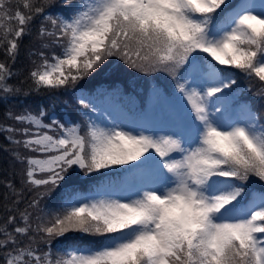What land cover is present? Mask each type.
I'll return each instance as SVG.
<instances>
[{
  "label": "snow or ice",
  "instance_id": "snow-or-ice-1",
  "mask_svg": "<svg viewBox=\"0 0 264 264\" xmlns=\"http://www.w3.org/2000/svg\"><path fill=\"white\" fill-rule=\"evenodd\" d=\"M0 51L3 105L76 90L113 57L171 82L140 105L119 83L81 89L80 123L7 111L22 178L0 193V264H264V190H250L264 185V0H0ZM172 102L174 117L149 118Z\"/></svg>",
  "mask_w": 264,
  "mask_h": 264
},
{
  "label": "trees",
  "instance_id": "trees-1",
  "mask_svg": "<svg viewBox=\"0 0 264 264\" xmlns=\"http://www.w3.org/2000/svg\"><path fill=\"white\" fill-rule=\"evenodd\" d=\"M39 26V21L37 20L34 22V30ZM35 46V40L34 35L33 36H25L23 38V46L21 49V55L19 56L17 62L13 65L14 70H23L24 75H27V70L31 67L30 62L27 57V51L30 47ZM3 52L0 51V60H3ZM114 60V59H113ZM112 59L108 61V63L105 65V67L95 74L94 77L89 78L86 81H81L78 85L76 90H72L69 93H61L57 94L55 96L47 93V92H41L39 94L37 93H31L29 96H20L17 98H13L12 101L7 104L3 105L0 104V124L4 125H13L14 121L7 118L6 113L10 109L13 112V104L20 103V104H26L27 108L30 107L33 111H38L39 108L45 109L47 112V116L45 117V122L50 123L51 117H54L56 119L61 120L62 123H80L84 119H86V116L82 113V108L77 102V96L79 90L83 89H89L98 86L97 84L105 83L108 81L117 82L119 81L121 84H123L125 87L131 89L137 93V91L140 90V88L143 89V86L138 82L137 78L139 77H147L140 73L135 72L132 69H127V66L123 65L122 62L118 61L115 62ZM116 64L120 65V68L122 69L121 72H111L109 71L110 68L115 67ZM165 75L163 73H157L155 76L149 77L147 80H154L158 84L163 85L166 87L164 82L162 81L161 76ZM242 78V79H241ZM10 83L16 84L18 83V80L15 78L10 81ZM238 83L241 87H247L248 80L243 76L240 75L238 77ZM144 92V89H143ZM242 100H250L253 104V106L260 110L262 105L261 101L253 96L252 93H245L244 96L241 97ZM26 106L21 105V107L24 109ZM22 111L21 108L17 109L15 113H19ZM16 127H21L20 125H16ZM11 145L8 143V141L4 138L3 134H0V193H3V182L4 181H11L15 184L17 189L21 188V178H22V168L19 164H14L12 161L9 152L4 151L5 148L11 149ZM28 156H37L39 157V153H30L26 152L24 153ZM98 175V174H94ZM77 183L82 191H86L88 187H90L91 182L83 177V174L80 173V178L77 179ZM64 185L62 184L60 188L56 189L54 192L51 193L49 197H46V199L42 202L41 207H46V203L50 202V200H54V206L53 210H55L60 203V193L63 190ZM250 190H264V185L261 184L258 180H255L253 178V181L250 185ZM30 193L25 192V196L28 199H31ZM52 198V199H51ZM0 203H2V200H0ZM23 207V205H22ZM71 235V234H69ZM63 239V238H59ZM93 239L92 237H85V240ZM54 248L56 247L54 243Z\"/></svg>",
  "mask_w": 264,
  "mask_h": 264
},
{
  "label": "rangeland",
  "instance_id": "rangeland-1",
  "mask_svg": "<svg viewBox=\"0 0 264 264\" xmlns=\"http://www.w3.org/2000/svg\"><path fill=\"white\" fill-rule=\"evenodd\" d=\"M110 59H112V60L114 59L113 61L118 62L115 57L110 58ZM127 69H129V68H127ZM21 105L26 106V104H20V103L13 104L12 105L13 106V113H15V111H17V109H19V108H21L23 110ZM28 108H30V107H28ZM176 112H177V104L175 102L164 104V105H157L156 108L150 114V119L153 120V122H159L160 120H168V119H171L172 117H174ZM97 115L98 114L94 113L92 116H93V118H96ZM113 115L116 116V118H120L115 113H113ZM108 118H110V117L100 116V119H108ZM45 208L46 209L55 208L54 200H50V202H47Z\"/></svg>",
  "mask_w": 264,
  "mask_h": 264
}]
</instances>
